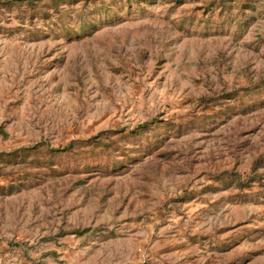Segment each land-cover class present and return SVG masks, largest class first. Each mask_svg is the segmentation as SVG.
Instances as JSON below:
<instances>
[{
    "label": "rangeland",
    "instance_id": "374dc122",
    "mask_svg": "<svg viewBox=\"0 0 264 264\" xmlns=\"http://www.w3.org/2000/svg\"><path fill=\"white\" fill-rule=\"evenodd\" d=\"M0 264H264V0H0Z\"/></svg>",
    "mask_w": 264,
    "mask_h": 264
}]
</instances>
